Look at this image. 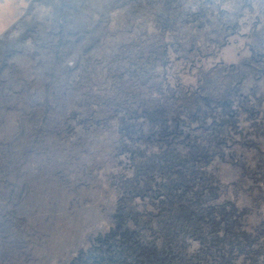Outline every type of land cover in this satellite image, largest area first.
Masks as SVG:
<instances>
[{
    "label": "rangeland",
    "instance_id": "1",
    "mask_svg": "<svg viewBox=\"0 0 264 264\" xmlns=\"http://www.w3.org/2000/svg\"><path fill=\"white\" fill-rule=\"evenodd\" d=\"M177 158L264 264V0H0V264H131Z\"/></svg>",
    "mask_w": 264,
    "mask_h": 264
},
{
    "label": "trees",
    "instance_id": "2",
    "mask_svg": "<svg viewBox=\"0 0 264 264\" xmlns=\"http://www.w3.org/2000/svg\"><path fill=\"white\" fill-rule=\"evenodd\" d=\"M188 135L196 140L186 143L191 156L200 158L201 144H194L200 142V139L190 135V132H188ZM183 161L178 159L177 163L174 162V166L171 165V161L167 163L169 168L171 166V168L181 169L176 172L178 181L166 182L163 191L168 194L163 200L159 193H156L157 195L154 198L156 201H161L160 205L169 202V207L165 210L166 214L158 226L153 227L154 229L151 231L153 232V238L149 244L141 242L138 245L137 243L127 244V249H132L130 253L132 255L131 264H231L234 261L229 249L232 245L233 234L225 232V229L220 225L219 220L221 218H218L220 217L218 214L222 213L219 208L222 207H219V205L211 206L208 202L203 204L205 199L202 194L203 198L201 195L199 196V208L197 210L193 209L198 204L195 198L197 196L190 197L194 186L187 181L190 180L192 170L190 171L191 168L186 167L187 164ZM145 173L147 172H141L140 175ZM195 176H197V173L194 174ZM145 177L149 179V174H145ZM224 214L230 216L226 211ZM181 216H183L184 221L187 219L190 224L187 222L185 226H182V231H179L180 226H178V223L180 222L174 224L173 221H175V218H179L178 220L181 221ZM192 247L195 248L192 249Z\"/></svg>",
    "mask_w": 264,
    "mask_h": 264
}]
</instances>
